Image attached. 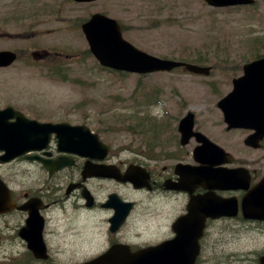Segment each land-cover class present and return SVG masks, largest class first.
I'll return each mask as SVG.
<instances>
[{"label":"rangeland","instance_id":"374dc122","mask_svg":"<svg viewBox=\"0 0 264 264\" xmlns=\"http://www.w3.org/2000/svg\"><path fill=\"white\" fill-rule=\"evenodd\" d=\"M31 1L32 10L25 12L31 15L30 26L11 28L16 25L14 20L8 21V28L0 25V49L21 46L23 52L26 46L46 47L61 56L51 65L32 56L28 64L17 61L0 69V104L9 102L40 121L85 124L115 148H155L161 157L165 155L162 158L173 149L176 155H183L179 150L186 144L179 143L177 126L188 110L196 114L195 127L200 131L224 149L253 158L259 173L264 170V145L245 153L242 140L249 131L226 130L216 106L231 90L232 78L242 73L241 65L264 54V0L234 8L210 7L203 0H98L91 4L69 3L57 12L55 5L64 0ZM39 2L47 5V11H37L41 9L36 6ZM95 11L120 20L123 37L135 46L163 58L204 62L212 67V73L194 75L177 69L137 74L100 69L94 57L87 56V41L77 23ZM17 14L23 20L24 12ZM155 94L166 102L147 105L141 101ZM196 143L192 139L189 148ZM22 165L3 164L0 172L18 183L17 174H34ZM15 222L1 221L0 247L15 239L5 234L8 227L15 231ZM216 237L229 243L238 240L235 234ZM23 252L0 264H10ZM262 253L264 248L233 251L227 253V259L235 264H251Z\"/></svg>","mask_w":264,"mask_h":264},{"label":"flooded vegetation","instance_id":"af4514ba","mask_svg":"<svg viewBox=\"0 0 264 264\" xmlns=\"http://www.w3.org/2000/svg\"><path fill=\"white\" fill-rule=\"evenodd\" d=\"M31 2V0H0V7H3L0 8V25L7 27L8 21L14 20L16 25L11 28L20 29L28 23L30 26L32 23L29 20L31 15L25 12L32 10ZM94 2L96 1L64 0L55 5L54 10L56 12L63 10L69 3L91 4ZM36 6L41 7L37 11H47L46 9H48L44 8L47 5L40 2ZM21 11L24 12L23 20H20L21 17L17 14ZM27 26L22 29V34L26 31ZM19 33H21L20 30ZM0 50H11L16 57L10 65L0 66V69L10 67L17 61L28 64L32 62V56L40 58L38 62L52 61L58 56L57 53L51 52L46 47L32 49L26 46L23 52H21V46L17 49L1 48ZM165 102L166 100H164ZM0 105H2L0 108L11 106L9 102ZM195 122L197 123L196 117ZM189 143L180 147L179 151L183 155H176L177 150L173 149L170 155H166V158H162L165 155L161 157L160 151L157 152L155 148L148 149L145 147L136 149L112 147L103 153H101L102 150L95 151L98 156L92 157L59 150L57 139L52 136L45 149L30 152L38 154L40 158L29 160L25 155H22L11 162H6L37 165L38 172L41 174L37 181L25 187L22 184L9 181L0 172L1 182L6 185L11 203L13 202L16 206L26 205L24 210L13 207L8 212L0 213V223L1 221L9 222L12 219L20 227L24 224L29 212L37 208L42 218L40 236L47 254L44 259L34 258V260L41 264H56L55 256L51 254L54 251L51 237L56 235L58 230L67 223L77 218L76 211L66 209L63 201L68 197L82 198L88 209H99L113 213L107 217V247L83 260L82 264L102 253H108L106 264H128L126 257L130 252L156 248L175 240L183 249L188 251V256L191 257L195 239L198 244V252L193 264H235L234 261L230 262L231 260L227 259V254L224 253L223 249L222 253L216 254L217 246L229 243V240H218L217 234L234 235L241 230L264 229V220L253 219L242 211L241 199L245 194L244 190L208 189L203 184L181 183L179 181L180 174L176 171V164L194 163L191 150L197 143L192 148H189ZM244 149L245 153L253 150L246 145ZM125 150L133 155L122 158ZM59 159L66 162L70 161V164L57 167L55 163ZM255 163L256 161L249 156H236L227 166L230 168L246 167L250 174L248 187L251 188L261 177L255 168ZM2 164L5 163L0 162V165ZM54 165L55 167L50 172L49 167ZM129 167L131 168L130 176L137 177V185H134L130 180H119L112 174L115 171L117 174L123 175ZM25 170L28 171L29 169L25 168ZM93 170L103 172L94 174ZM157 192L162 193L160 200L156 202L161 217L166 218L173 205L178 209L171 223V231L174 235L148 241L142 245L124 242L120 236L121 230L128 231L135 228L145 208L146 193ZM208 193L212 194L213 198H235L237 212L232 215H209L207 213L208 203L205 200ZM16 237H19L17 233H15ZM23 242H25V249L30 252L32 246L26 241ZM164 248H167V245H164ZM184 264H192V262L189 260Z\"/></svg>","mask_w":264,"mask_h":264},{"label":"water","instance_id":"95a60500","mask_svg":"<svg viewBox=\"0 0 264 264\" xmlns=\"http://www.w3.org/2000/svg\"><path fill=\"white\" fill-rule=\"evenodd\" d=\"M208 4L214 6L251 3L253 0H206ZM82 29L89 41L90 48L99 61L107 66L116 69H125L128 71L148 72L153 70H169L175 66L184 65L187 69L195 72H208L207 67L161 59L149 55L143 51L134 48L130 43L121 37L120 27L114 19L108 18L100 13L93 14L89 21L82 24ZM14 56L8 51L0 52V65L9 63ZM219 105L225 112L226 120L230 125L246 126L255 128L257 133L251 135L247 142L257 145V141L264 136V58L250 62L244 66V75L239 78L234 85V90L229 93ZM10 117L16 120L9 122ZM193 124L192 114H188L180 123V131L182 132V142H185L191 134ZM51 133H55L59 148H70L78 151L80 148H103L104 146L98 141L97 136L89 133V129L84 125L72 126L68 123H51L38 122L25 118L21 113L14 111L8 107L0 111V150L4 155L0 156V160H8L25 151L31 149H40L47 143ZM203 149L207 151V155L212 161L209 166L202 167L199 170H188L194 176L200 177L205 181L212 180H232L229 175L218 173L212 164L218 163L219 153L215 148H210L204 138ZM215 147L214 145H212ZM200 148V149H201ZM195 150V158L202 161L201 150ZM65 162L60 163V166ZM252 201L263 203L264 205V178L257 184L255 190L251 191L246 199V204ZM3 195H0V208L8 206ZM10 205V203H9ZM21 206L20 208H24ZM264 218V209L261 210ZM39 215L36 210L30 212L27 220L28 226L21 228L19 233L24 236H31L32 245H36L33 252L37 257L44 253V247L39 242L38 235L41 228L38 223ZM35 239H38L37 241ZM170 259H181L179 251H173ZM135 259L141 264H155L158 260L157 255L153 256L150 261L141 258H132L128 264H135ZM106 255H102L97 259L90 261L88 264H106ZM264 263V256L261 258Z\"/></svg>","mask_w":264,"mask_h":264},{"label":"clouds","instance_id":"9594fccd","mask_svg":"<svg viewBox=\"0 0 264 264\" xmlns=\"http://www.w3.org/2000/svg\"><path fill=\"white\" fill-rule=\"evenodd\" d=\"M132 155L125 150L122 158ZM21 167L29 169L34 174H17L15 180L18 184H30L39 179L37 165L24 164ZM161 196L162 193L159 192L146 193L145 208L135 228L128 231L121 230L120 236L124 242L142 245L148 241L174 235L171 231V223L178 209L173 205L166 218L161 217L160 209L156 203ZM63 205L69 211L75 210L77 218L67 223L58 230L56 235L51 237L56 264H82L83 260L107 247V217L113 213L99 209H88L85 206V201L76 197H68L63 201ZM5 234L9 237H15L14 228L8 227ZM235 235L238 240L222 244L220 248L216 249L217 253L221 249L227 254L233 251L264 248V229L241 230ZM24 249L25 242L18 237L11 241H5L3 247H0V262L5 261L9 256L19 255ZM209 251L211 252V249Z\"/></svg>","mask_w":264,"mask_h":264},{"label":"trees","instance_id":"16d2710c","mask_svg":"<svg viewBox=\"0 0 264 264\" xmlns=\"http://www.w3.org/2000/svg\"><path fill=\"white\" fill-rule=\"evenodd\" d=\"M10 264H13L12 262H10ZM21 264H25V263H21Z\"/></svg>","mask_w":264,"mask_h":264}]
</instances>
